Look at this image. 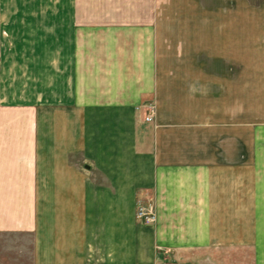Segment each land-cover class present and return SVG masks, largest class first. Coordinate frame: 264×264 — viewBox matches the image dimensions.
I'll list each match as a JSON object with an SVG mask.
<instances>
[{
	"label": "crops",
	"instance_id": "crops-1",
	"mask_svg": "<svg viewBox=\"0 0 264 264\" xmlns=\"http://www.w3.org/2000/svg\"><path fill=\"white\" fill-rule=\"evenodd\" d=\"M226 1L2 23L39 39L34 94L0 104V232L31 234L34 264H264V0Z\"/></svg>",
	"mask_w": 264,
	"mask_h": 264
},
{
	"label": "rangeland",
	"instance_id": "rangeland-1",
	"mask_svg": "<svg viewBox=\"0 0 264 264\" xmlns=\"http://www.w3.org/2000/svg\"><path fill=\"white\" fill-rule=\"evenodd\" d=\"M62 2L65 0H0V104L3 102V98L17 100L34 94L32 91H26L25 86L33 87L35 61L31 59L30 53H24L33 52L35 43L39 46V39L35 40L32 37L33 34L26 35L30 38L21 45L3 38L7 32L2 30V23L7 24V20L13 19L14 25L11 24V33H15L19 29L26 31V29L34 27V23L46 27L49 23L46 16L48 13L45 10H48L52 4ZM37 5L43 12L38 13L33 10V7ZM227 6L228 12H225L223 16L229 20V2L225 0L223 7L226 9ZM23 9L25 10L23 11ZM34 15L38 17L33 19ZM3 39L4 42H2ZM219 46L224 47V50L220 49V51L225 52L222 56H225L226 60L223 62L229 66V44H220ZM37 73H39L38 70ZM245 256L249 260L247 253ZM0 264H34L31 234L0 232Z\"/></svg>",
	"mask_w": 264,
	"mask_h": 264
},
{
	"label": "built area",
	"instance_id": "built-area-1",
	"mask_svg": "<svg viewBox=\"0 0 264 264\" xmlns=\"http://www.w3.org/2000/svg\"><path fill=\"white\" fill-rule=\"evenodd\" d=\"M146 120L150 121V117H147ZM136 217L139 221L147 225H151L156 221L154 204L151 199L145 201V203L137 202Z\"/></svg>",
	"mask_w": 264,
	"mask_h": 264
}]
</instances>
